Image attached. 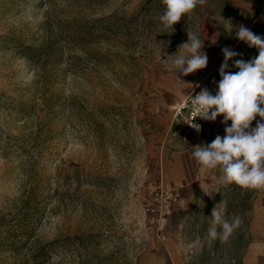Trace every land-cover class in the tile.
Wrapping results in <instances>:
<instances>
[{
  "label": "rangeland",
  "instance_id": "obj_1",
  "mask_svg": "<svg viewBox=\"0 0 264 264\" xmlns=\"http://www.w3.org/2000/svg\"><path fill=\"white\" fill-rule=\"evenodd\" d=\"M165 10L162 0H0V264H151L157 253L246 264L248 189L220 185L219 168L192 157L226 134L223 115L196 117L199 132L180 120L192 95L218 91L224 47L238 53L227 72L258 55L225 28L258 35L264 0H206L172 34ZM188 27L208 64L183 76L163 59ZM217 204L241 223L209 244Z\"/></svg>",
  "mask_w": 264,
  "mask_h": 264
},
{
  "label": "clouds",
  "instance_id": "obj_2",
  "mask_svg": "<svg viewBox=\"0 0 264 264\" xmlns=\"http://www.w3.org/2000/svg\"><path fill=\"white\" fill-rule=\"evenodd\" d=\"M166 10L159 17L164 32L172 34L174 25L185 15L206 3V0H162ZM227 32L240 41L258 49V55L250 61L236 60L238 72L225 71L228 61L238 55L229 47L222 49L224 61L220 67L222 79L218 82V91L213 95L207 88L192 95L189 114L180 122L188 124L196 131L201 125L194 123L196 117L206 121H215L223 115L222 123L226 125L225 135H217L210 144L194 146L192 157L198 164L207 169L219 168L218 182L222 186L236 184L245 189L264 188V39L254 34L244 25ZM172 30V31H167ZM188 40L178 46L175 53L163 59L177 74L187 76L205 69L208 56L203 51L204 42L191 27L187 31ZM178 79L180 77L178 76ZM182 80V79H181ZM257 116L260 118L257 120ZM256 126L252 127V122ZM231 121V125H228ZM201 188L207 193L203 185ZM208 194V193H207ZM210 226L205 239L211 244L219 240L227 242L233 232L239 228L240 219L231 221L225 218L224 209L213 207L210 215Z\"/></svg>",
  "mask_w": 264,
  "mask_h": 264
},
{
  "label": "crops",
  "instance_id": "obj_3",
  "mask_svg": "<svg viewBox=\"0 0 264 264\" xmlns=\"http://www.w3.org/2000/svg\"><path fill=\"white\" fill-rule=\"evenodd\" d=\"M264 18V12H263ZM264 20V19H263ZM193 161L195 159L193 158ZM250 192V206L247 213V226L249 234L238 257L246 264H264V188L248 189ZM169 258L164 253H157L151 264H183V260L177 254Z\"/></svg>",
  "mask_w": 264,
  "mask_h": 264
},
{
  "label": "trees",
  "instance_id": "obj_4",
  "mask_svg": "<svg viewBox=\"0 0 264 264\" xmlns=\"http://www.w3.org/2000/svg\"><path fill=\"white\" fill-rule=\"evenodd\" d=\"M255 31L258 33V36L261 35L262 33H264V24H263V25H259V26H257ZM231 73H232V72H231ZM215 75H220V69L215 73ZM248 195H249V197H250V192H249V190H248ZM26 206H27V200H25V201L23 202V204L21 205V209L23 210L24 208H26ZM247 210H248V209H247ZM244 212H245V211L243 210L241 213L244 214Z\"/></svg>",
  "mask_w": 264,
  "mask_h": 264
},
{
  "label": "built area",
  "instance_id": "obj_5",
  "mask_svg": "<svg viewBox=\"0 0 264 264\" xmlns=\"http://www.w3.org/2000/svg\"><path fill=\"white\" fill-rule=\"evenodd\" d=\"M198 94V92L195 93V95Z\"/></svg>",
  "mask_w": 264,
  "mask_h": 264
}]
</instances>
